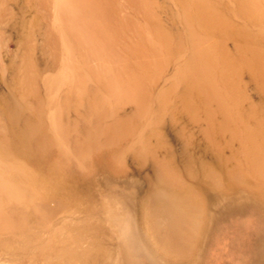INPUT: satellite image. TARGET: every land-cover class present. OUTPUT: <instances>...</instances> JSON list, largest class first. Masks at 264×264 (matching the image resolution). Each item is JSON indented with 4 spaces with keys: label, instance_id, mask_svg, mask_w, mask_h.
I'll list each match as a JSON object with an SVG mask.
<instances>
[{
    "label": "rangeland",
    "instance_id": "1",
    "mask_svg": "<svg viewBox=\"0 0 264 264\" xmlns=\"http://www.w3.org/2000/svg\"><path fill=\"white\" fill-rule=\"evenodd\" d=\"M151 187L203 199L187 256ZM89 262L264 264V0H0V264Z\"/></svg>",
    "mask_w": 264,
    "mask_h": 264
},
{
    "label": "bare ground",
    "instance_id": "2",
    "mask_svg": "<svg viewBox=\"0 0 264 264\" xmlns=\"http://www.w3.org/2000/svg\"><path fill=\"white\" fill-rule=\"evenodd\" d=\"M148 154L150 155V157H148L146 154L145 156L142 153H140V159L142 162L140 164V167L142 169L149 168L148 170L153 169L150 172H152L153 179L155 180L156 185L160 186L161 179L163 180L165 178L163 175L166 174L165 172L166 170L164 166H162V163L156 162L149 152ZM118 169L119 168L116 167V171ZM208 171L203 170L202 173L204 176L203 177L204 180L202 181V183H205L206 185L208 184L210 186V185H213L211 181H217L218 178L217 176H212L211 177L212 180L209 179L210 180L209 182L205 181V179H208V177H205L208 175L209 173ZM164 180H167V179L165 178ZM150 192H149L148 198L144 201V204H143V214H142V226L144 228L143 236L145 237L147 242H149L157 252H160L164 256H167V257L187 256L188 251H189L188 245L190 243L191 229L193 228L192 227L193 222L191 221L192 219L190 215L194 214L197 216V214L201 213V216L198 218L200 220L203 219L202 207H201V205L203 204V199H199L198 209L192 206L187 207V211L185 212L187 214L186 215L187 218L184 217L183 219H181L180 217H181V214L183 213L180 214V212H178V205H179L178 200L179 199L177 197L170 195V193H168L165 188L156 189V188L151 187ZM107 257L109 256L107 255Z\"/></svg>",
    "mask_w": 264,
    "mask_h": 264
}]
</instances>
